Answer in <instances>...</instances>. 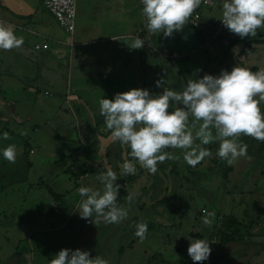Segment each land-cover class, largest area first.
<instances>
[{"label":"crops","instance_id":"obj_1","mask_svg":"<svg viewBox=\"0 0 264 264\" xmlns=\"http://www.w3.org/2000/svg\"><path fill=\"white\" fill-rule=\"evenodd\" d=\"M74 2L76 24L87 23L89 19L98 24L96 33L90 38L80 34L74 35V29L72 35L67 34L68 37L58 38L57 27L54 28L52 25L53 16L42 7L41 0H0V21L12 26L15 35L23 37L24 41L18 49L0 50V150L8 144H15L17 147L14 164L5 160L0 151V195H2L0 198L3 200L7 191L17 194L19 188H25V195L29 196V191L33 190L35 182L40 177V173L32 168L30 155L34 156L33 162L41 169L42 177L47 183L54 184L50 179L62 175H66L64 178L67 185L71 182L70 178L73 179L72 184L68 186L69 189L65 188V190L55 184L56 189L52 191L44 185L48 194L46 196L41 194L38 201H33L34 207L30 206L32 207L30 212L33 211L34 216L27 227L30 229L24 236L16 235L14 227L17 225L15 221L19 220L20 216L15 210L21 209L26 199L23 198L21 202L7 205L5 210H0V236H2L0 264H48L59 250L64 248L72 250L75 243L82 241L89 243L94 241L97 235L96 242L92 244L93 247L91 245L88 247V252L93 257L96 254L115 264H124L123 259L126 264H194L187 249L190 239H199L200 236L207 238L211 248L209 258L201 264H264V220L259 222V218L263 217L259 210L251 215L246 213L244 207L242 213L238 215H242L241 219L236 216L235 207L231 205L227 215L234 217L237 223L242 222L239 227H235V230L234 227L226 228L225 218L228 216L224 217L218 211L223 194H229L231 197L233 195L231 192H236L238 195L244 194L243 192L250 193L254 191L251 190V186L242 189L237 187L238 190L232 185V191L229 190L231 188L225 191L226 188H223L222 184L228 183L227 178L221 177V181H226L220 183L221 186H217V181L214 179L216 184L214 187L211 183L212 178H200L198 182L201 183L197 186L208 187L211 184L214 188L212 199H207V195L201 197L194 191V183L189 171H186V176L181 174L183 172L180 173L181 180H174L172 177L174 175L170 173L174 167L179 169L182 165H186V168L194 174H202L209 170L217 171L216 177L219 170L229 167L226 161L218 159L213 164L211 160L205 158L192 168L183 160L181 150L169 148L166 151L180 158L158 164V171L154 175H149L147 170L141 168L139 163L132 159L129 152L131 150L127 146L113 140L97 105L101 98L112 99L116 93L128 91L125 88L129 83L132 86L130 89L141 88L147 89L153 95L162 94L164 87L169 86L165 77L169 72L176 86L182 90L188 77L195 78L191 71L201 78L206 64L217 63L219 51L224 52L226 49L224 59L217 63L218 65L225 63L223 70L231 69L228 62L230 61L233 66L247 67L253 72L258 71L264 68V54L259 50L263 49L264 53V28L258 29L257 35L243 39L227 28L215 34L217 24L222 19L223 4V0H216L214 5H200L194 11L192 17L198 21L197 27L192 26L188 20L184 28L173 33L171 37L166 38L163 33L149 36L142 15L141 0H74ZM114 13L122 14L121 20L124 21L119 22L121 28L116 29L114 33H107L103 24ZM133 22L135 25L131 26ZM135 36L145 40L143 48H129L128 45H131L132 37ZM191 41L195 43H190ZM40 44H45V48L35 50L34 46ZM88 46L92 48L84 49ZM201 51L207 55L206 60ZM62 52H67V56L61 58ZM198 52L200 54H197ZM11 53L16 54L14 62L8 64L11 68L13 66L16 68L14 75L5 72L6 68L1 69L4 65L3 61H6L1 59V54H4L3 59H5ZM112 56L116 63L112 61ZM192 60L195 66L189 67ZM111 61L122 69L123 75H128L127 79H122L121 75L119 77L112 75ZM131 62L133 64H130ZM62 64L65 72L60 77L49 79L44 77L45 75L32 74L35 69L37 72V69L59 68ZM178 65H183L184 75L180 73ZM165 68L169 72L163 74L161 71ZM108 70L112 77L108 75ZM135 70L140 73L135 75L133 73ZM157 80L166 83L162 87H156ZM107 81L113 83L112 89L107 84L102 93ZM86 82L95 88L93 90L100 99L95 97L96 101L90 99L86 103L88 98L85 99V96L92 94L84 91L87 88ZM49 83L57 91L55 95L46 90L41 92L37 88L47 87ZM154 90L158 93L153 92ZM40 94L46 101L40 99ZM62 96L66 98L62 101L64 109L60 107L62 103L56 102ZM40 101L46 102L51 112L55 110V114H58L60 109L64 121L60 127H51L48 118L41 117L38 107H44V104L41 105ZM53 106L57 107L53 109ZM261 111L264 112V108ZM4 132L9 133L10 140L2 138ZM213 132L215 134V130ZM77 148H84L85 155L78 154ZM125 160L137 164L134 163L135 174L121 175ZM240 161L246 170L242 178L252 182L254 178L260 177L259 167L255 170L252 168L253 158L244 160L242 157ZM167 166L168 170H166ZM83 168H88V172ZM109 168L117 174L116 183L122 184V188H119L117 204L128 209L127 218L116 224H105L102 218L98 219L95 216V213L90 220L82 219L79 215L82 198L78 194V188L90 186L102 189L103 186L97 176ZM30 174L32 176H29ZM46 197L49 199L47 200ZM129 197H131L130 201ZM190 198L194 202L189 201ZM55 202L59 206L58 213H60L57 217L64 218L60 224L56 223L55 218L58 213H51L52 203ZM197 207L199 209L196 211ZM201 209H204V213H201ZM208 213L214 214L211 217L210 227H206L203 223ZM197 215L200 216L198 223ZM79 220L90 225H86L83 221L79 223ZM248 221L254 223L251 225L247 223ZM142 222L148 225L147 239L143 242L135 235L136 225ZM253 226L256 227L255 230ZM251 229L253 231L248 233L247 231ZM6 230L10 231L8 235L5 233ZM233 231L235 234L230 240L220 241L221 232L230 234ZM239 235L245 240L240 246L236 242L233 243V237L238 238ZM104 239H107L108 245L103 242Z\"/></svg>","mask_w":264,"mask_h":264},{"label":"clouds","instance_id":"obj_2","mask_svg":"<svg viewBox=\"0 0 264 264\" xmlns=\"http://www.w3.org/2000/svg\"><path fill=\"white\" fill-rule=\"evenodd\" d=\"M141 4L149 36L163 33L167 38L184 28L201 0H141ZM221 21L228 31L240 38L253 37L258 29L264 28V0H223ZM23 42V37H17L12 26L0 21V50L18 49ZM144 45L145 40L135 36L128 46L141 49ZM164 83L157 80L156 87ZM261 104H264V68L253 72L247 67L234 66L231 71L222 69L219 75L205 74L202 78L189 79L181 91L164 87L162 94L153 95L147 89L132 88L116 93L112 99L101 98L99 112L113 140L127 146L132 159L154 175L158 164L180 158L166 151L169 148L181 150L183 160L192 168L212 155L204 146L214 142L219 144L216 155L229 166L242 157L251 159L248 146L240 137L264 142ZM2 138L11 139L8 132H4ZM0 151L9 163L16 162L15 144H8ZM135 172V164L125 160L121 175ZM97 179L102 189L81 186L77 190L82 198L80 217L90 220L95 213L105 224L121 222L127 218L128 209L117 204L121 187L116 183L117 174L109 168ZM213 216L208 213L203 219L206 227L211 226ZM147 233V223L136 225L135 235L141 242L147 239ZM209 245L207 238L190 239L187 252L194 264L209 258ZM48 264L110 262L101 256L93 257L88 251L64 248Z\"/></svg>","mask_w":264,"mask_h":264},{"label":"rangeland","instance_id":"obj_3","mask_svg":"<svg viewBox=\"0 0 264 264\" xmlns=\"http://www.w3.org/2000/svg\"><path fill=\"white\" fill-rule=\"evenodd\" d=\"M75 2H74V8H75ZM115 9H117V7H115ZM75 11V10H74ZM137 11V10H136ZM124 16H125V18L127 17L126 16V14H124ZM121 17H122V14H119V13H114V15L112 16V17H110L109 19H107L105 22L107 23H104L103 24V28H104V31L106 32L107 31V33H114L115 32V30L116 29H118V28H121V26H119V22H123L124 20H121ZM91 18H95V17H91ZM51 19H52V25H53V27L55 28V27H57V31H58V35H57V37L58 38H63V36H67V34L66 33H64L63 32V30L62 29H60L58 26H57V23H56V21H55V19L53 18V17H51ZM131 19H135V18H131ZM138 19H140V18H137V20ZM97 23H94V22H92L90 19L87 21V23H84V22H81L80 24L79 23H77L76 24V15H75V18H74V35L75 34H80V35H84L85 37H87V38H90V37H92V35L94 34V33H96L95 31H96V27H97ZM135 25V23L133 22L132 23V25L131 26H134ZM125 26V25H124ZM80 27V28H79ZM122 29H124V28H122ZM73 33V32H72ZM174 33H176V32H174ZM59 35H61V36H59ZM72 35V34H71ZM68 37V36H67ZM193 40V39H192ZM174 41H176V40H174ZM168 42H169V44H170V41L168 40ZM190 43H195V41H191ZM53 41H52V46H53ZM51 46V47H52ZM69 47L67 46V50H68V53H69V49H68ZM86 48H92V47H90V46H88V47H84V49H86ZM189 50H190V48H189ZM201 50V49H200ZM262 53L261 54H264L263 53V49H259ZM225 51H227V49L225 50ZM225 51L224 52H222V51H219V55H217L218 56V59H219V61L220 60H223L224 59V54H225ZM202 52V54H203V57H204V60H206L207 59V55L205 54V52H203V51H201ZM8 53V52H7ZM70 54V53H69ZM197 54H200V52H198ZM14 55H16L15 53H11L10 55H8L5 59H3L4 58V54H1V59L2 60H6V61H3L4 63V65H3V67L1 68V69H5L6 68V70H5V72H9L10 73V75H14L15 74V71H16V68H11L8 64H9V62H11V61H13L14 62ZM226 55V54H225ZM65 56H67V52H62L61 54H60V57L61 58H63V57H65ZM68 58V57H67ZM69 58H70V56H69ZM223 58V59H222ZM111 59H112V61L114 62V63H116L115 62V59L113 58V56L111 57ZM193 59H194V57H193ZM56 60H60V59H56ZM55 60V61H56ZM111 61V62H112ZM217 62V63H220V62ZM48 62H49V60H48ZM112 62V72H113V74L112 75H114V76H116V77H119L120 75H121V77H122V79H127L128 78V75L127 74H122V69L121 68H118V67H116L115 65H114V63ZM229 62V66L231 67V69L234 67L232 64H230V61H228ZM178 64H179V61L177 62ZM217 63H207L206 65L208 66H206V69L205 70H203L202 71V77H203V75H205V74H212V75H219V73H220V71L224 68V62L221 64V65H218ZM130 64H133L132 62L130 63ZM195 63H194V61L192 60L191 62H190V64H189V67L190 66H192V67H194L195 65H194ZM87 65H89V63H87ZM178 68L180 69V73L182 74V75H184V71H183V65H181V66H179L178 65ZM51 69H52V71H51ZM231 69L229 70V71H231ZM164 70V69H163ZM65 72V67H64V65L62 64V65H60V67L59 68H57V67H55V68H50V69H43V70H38L37 69V72H36V69L35 70H33L32 71V74L33 75H35V74H38V75H45L44 77H46V78H49V79H51L52 77H60L63 73ZM161 72H163V74L164 73H167V72H169L168 71V69L167 68H165V70L164 71H161ZM135 75L136 74H139L140 72L138 71V70H135L134 72H133ZM191 73H192V75H194V77L195 78H199L193 71H191ZM108 75L109 76H111V74H110V70H108ZM175 75V74H174ZM112 77V76H111ZM166 77V82H167V84H169V86H167V87H171L172 88V90H181L179 87H177L176 86V82H175V80H174V78H173V76H172V74H171V72H169L168 73V76H165ZM201 77V78H202ZM137 79V78H136ZM190 78L188 77L187 79H186V81H188ZM137 81H138V79H137ZM150 82H152V80H149ZM107 84L109 85L108 87L110 88V89H112V85H113V83H111V81H107V83H106V85L103 87V91H101L102 93L104 92V89H106L105 87L107 86ZM174 84H175V86H174ZM93 85H94V83H93ZM128 86H127V88H125V89H130L132 86H130L131 84L129 83V84H127ZM153 85H155V82L153 83ZM53 85L51 84V83H49V86H45V87H43V88H41L40 86H38L37 88L38 89H40V91L42 92L43 90H46V91H48L50 94H52V95H55V92L57 93V91H55V89L52 87ZM85 86L87 87V88H85V90L84 91H88V93L89 94H91V96H88V95H86L85 96V99L86 98H88V99H86V103H88L89 101H90V99L91 100H95V97H97V99H100V96H97V94H95L96 92L93 90V89H95V88H93V87H91V86H89L88 84H87V82L85 83ZM156 86V85H155ZM114 87H115V84H114ZM53 90H54V92H53ZM117 90H119L118 88H117ZM94 91V92H93ZM111 91V90H110ZM98 92V91H97ZM101 92H98L99 94L101 93ZM153 92H156V93H158L156 90H154ZM101 93V94H102ZM40 99H43L44 101H46L45 100V97L44 96H42V94H40ZM63 99L64 100H66V98L65 97H63L62 96V98L60 99L59 98V101H56V102H58L59 104H61L62 103V105L60 106L61 107V109H64V103L62 102L63 101ZM44 101H40L39 103L41 104V105H43L44 104V107H38L39 108V110L41 111V117L42 118H48V120H49V125L51 126V127H54V128H56V127H60L62 124L61 123H63L64 121L62 120V118H61V111H60V109L58 110V114H55V110H53L52 112H51V108H50V106H47V104H46V102H44ZM96 101V100H95ZM95 102H93V104H94ZM97 105H99V102H97ZM55 107H57V106H53V109L55 108ZM93 107H95V106H93ZM175 107V104L173 103V108ZM261 107L262 108H264V104H261ZM261 108V109H262ZM38 128H40V127H38ZM41 129H42V127H41ZM32 134V133H31ZM34 135H36L35 133H33ZM244 143V142H243ZM264 143V142H263ZM31 144V143H30ZM217 144V143H216ZM251 144V145H250ZM247 146H248V148H247V152H248V156L249 157H251V158H253V161H254V163L253 164H251L252 165V168L255 170L257 167H259V170H260V173H259V175H260V177H256V178H254V181H248V180H246L245 178H242V177H244V175L246 174V170H245V166H243V164H242V162L240 161L239 162V160L236 162V163H234L233 165H231V166H229L230 168H229V170H227V171H225V172H222L223 170H219V174H217L216 175V177H215V171H211V170H209V171H207V172H203L202 174H198V173H192V171L191 170H188L189 168H185V166L184 165H182L181 166V168H179L178 169V167H175L174 168V170H170L171 172V175H174V176H172L173 178H174V180L175 179H178V180H181V175H180V173L181 172H183V173H181V174H183V175H185L186 176V171H189V173H190V176H191V180H192V182L194 183V185H193V187L195 188V192L196 193H198L199 195H201V197L203 196H205V195H207V199H212L211 197L213 196V189L214 188H212V186H211V184L210 185H208V187H202V186H197V184L199 183H201V182H198V180L200 179V178H204V179H208V178H212V180H211V183H212V185H213V187L216 185L215 184V181H214V179L217 181V186H221V185H219L220 183H225L226 181H221L222 180V178L221 177H223L224 175H225V178H227L228 179V183L226 184H222V187L224 188H226L225 189V191L226 190H228L229 188H231L232 187V185H234L236 188L238 187L239 189H242V187H246V186H251L252 187V189L251 190H254L253 192H250V193H246V192H243L244 194H242V195H238L236 192H231L233 195L230 197L229 196V194H226V195H224L223 194V199L221 200V202H220V209L218 210L219 211V213L222 215V216H224V217H227L228 215V213H229V211H230V208L232 207V206H234L235 207V213L237 212V217H239V218H243L242 217V215L241 216H238L239 215V213H242V211H243V208L244 207H246V210H247V214L249 213V214H254L255 212H256V210L258 211L259 210V213L263 216V217H260L259 218V222H261V221H263L264 219V160H262V159H258L259 158V155L257 154V152H256V149L254 150V144H252V143H248L247 144ZM209 149V148H208ZM77 150H79L77 153L78 154H80L81 156H83V155H85V149L84 148H81V149H79V148H77ZM210 151H211V153H212V155L210 156V157H207V159L208 160H211L212 158H214V155L216 154V152H217V150L216 149H209ZM111 152V151H110ZM130 152V151H129ZM254 156V157H253ZM33 155H30L29 156V159H30V161L32 162V168H34L35 170H36V172L39 174V178L37 179V181L35 182V185H34V188H33V190H30L29 192V196L28 197H30L29 199H28V197L25 195V192H26V190H25V188L24 189H21V188H19V192H17V194H16V192L14 193V194H11V192H9V191H7L6 193H5V196H4V199L2 200L1 198H0V210H5L6 209V206L8 205V206H10V205H13V204H16L17 202H21V200L24 198V199H26V202H24V204L23 205H21V209H16L15 210V213L16 214H20V216L18 217V219L19 220H17V221H15V223L17 224V225H15V227H14V230H15V234L16 235H22V236H24L26 233H27V231L30 229V228H27V227H29L28 226V224L29 223H31L32 221V217L34 216V214H33V211H31L30 212V208H32V207H34V203H33V201L34 202H36V201H38L39 200V196L42 194L43 196H46V194H48L47 193V191H46V189H45V186L44 185H46L47 186V188H50L52 191L54 190V189H56L55 188V184H57L58 186H59V188H61V189H64L65 190V188H68L69 189V187L68 186H70L71 184H72V182H73V179L72 178H70V183L67 185L66 183H65V178H66V175H62L61 177H57V178H52V179H50V182L51 183H54V184H49V183H47V181H45V179L42 177L43 176V174H41V172H40V168L39 167H37V165H35V163L33 162ZM241 159V158H240ZM244 160H246V158H244ZM248 160V159H247ZM263 161V163L261 164V161ZM135 163V162H134ZM136 164V163H135ZM137 165V164H136ZM208 165V164H207ZM81 166H83V164H81ZM173 166V165H172ZM222 167H224V166H222ZM84 169V168H83ZM202 169L203 170H206V168H204V167H202ZM221 169V168H220ZM251 169V168H250ZM85 171H87L88 172V168H85L84 169ZM166 170H168V166L166 167ZM238 173H237V172ZM221 172L223 173V176L221 175ZM164 173V172H163ZM188 173V174H189ZM236 173V174H235ZM149 175H153V174H149ZM182 175V176H183ZM29 176H32L31 174L29 175ZM213 176V177H212ZM237 176V177H236ZM241 176V178H239ZM65 177V178H64ZM149 177V176H148ZM235 177H236V179H235ZM221 178V179H220ZM29 180H31V177H29ZM61 180H63V181H61ZM60 181H61V183H60ZM250 182V183H249ZM234 183V184H233ZM117 184H119V183H117ZM180 184H182V183H180ZM121 187L120 188H122V184H119ZM249 186H248V188H249ZM200 187V188H199ZM228 188V189H227ZM237 188V189H238ZM238 189V190H239ZM63 190V191H64ZM197 190V191H196ZM230 191H232V188L231 189H229ZM211 191V192H210ZM2 195H0V197H1ZM48 196V195H47ZM47 198V197H46ZM230 198H232V199H230ZM49 198H47V200H48ZM30 200L32 201V202H30ZM189 201H191V202H194V200L193 199H191L190 198V200ZM232 205V206H231ZM30 206H32V207H30ZM199 208L197 207L196 208V211L198 210ZM6 213H7V211H6ZM10 213V212H9ZM60 213H58V214H56L55 215V218H56V223L57 224H60L62 221H64V218H59V217H57V215H59ZM141 215V214H140ZM232 216H234L233 214H231ZM256 216V215H255ZM20 217H21V219H20ZM64 217H66V215H65V213H64ZM142 217V216H141ZM245 217V216H244ZM150 215H149V217H148V220H149V222H150ZM241 219H240V221H241ZM246 219V218H245ZM245 219H244V223H245ZM15 220H16V218H15ZM30 221V222H29ZM83 220H79V223H81ZM200 221V216H198L197 215V223ZM23 223H26V224H24L23 225ZM83 223H85L86 225L87 224H89L90 225V223H88V222H85V221H83ZM242 223V222H241ZM254 223V222H253ZM217 224H215V226H216ZM258 225H259V223H258ZM260 226V225H259ZM260 228H262V226H260ZM253 229L255 230L256 229V227L255 226H253ZM253 229H251V230H249V231H247L248 233H251L252 231H253ZM197 230V229H196ZM7 235L10 233V231H7L6 230V232H5ZM67 234H69V232H66ZM1 234L2 235H4V232H2L1 231ZM66 234V235H67ZM98 236V235H97ZM97 236L96 237H94V241H90L89 243L88 242H85V241H82V242H80V243H75L74 244V246H72V250H75V249H80V250H82V251H88V247L91 245L92 246V244H94L95 242H96V240H97ZM200 236V235H199ZM241 237V235H239L238 236V238H236V237H233L234 238V244H235V242L237 243V245L238 246H240V245H243L244 244V239H241L240 238ZM109 238H111V237H109ZM200 238H202L201 236H200ZM199 238V239H200ZM0 240H2V236H0ZM244 240V241H243ZM243 241V242H242ZM259 241H261V240H259ZM2 241H0V243H1ZM106 245H108V243H106L107 242V239H104V241H103ZM97 244V243H96ZM93 247V246H92ZM104 251H106V248H104ZM125 251V250H124ZM95 253H96V250H95ZM95 256H96V254H95ZM116 260V259H115ZM123 262H124V264H126V262H125V260L123 259ZM110 264H115V262H110ZM121 264H123V263H121ZM228 264H230V263H228Z\"/></svg>","mask_w":264,"mask_h":264},{"label":"built area","instance_id":"obj_4","mask_svg":"<svg viewBox=\"0 0 264 264\" xmlns=\"http://www.w3.org/2000/svg\"><path fill=\"white\" fill-rule=\"evenodd\" d=\"M216 3V0H201L202 6H212ZM41 5L45 8L55 19L57 25L66 33L72 34L74 29V0H41ZM189 23L197 27L198 21L191 17ZM224 28L222 21L218 22L216 33L221 32ZM45 48V44L35 45L34 49ZM53 212L59 211L58 206L52 203ZM201 213H204V209H201Z\"/></svg>","mask_w":264,"mask_h":264},{"label":"trees","instance_id":"obj_5","mask_svg":"<svg viewBox=\"0 0 264 264\" xmlns=\"http://www.w3.org/2000/svg\"><path fill=\"white\" fill-rule=\"evenodd\" d=\"M220 33V32H219ZM215 34H218V33H216L215 32ZM240 139H241V141L242 142H244V143H246V144H248V143H252V144H254V150L256 149V152H257V154L259 155V158L258 159H262V160H264V143L262 142V141H257V140H255V139H253V138H251V137H248V136H241L240 137ZM217 142H214V143H212V144H209V145H206V146H204V147H206V148H209V149H218L217 147H218V144H216ZM251 145V144H250ZM254 157V156H253ZM218 159H220L216 154L214 155V158H212L211 159V163H213V164H215L216 162L215 161H217ZM175 168V167H174ZM174 168H173V170H174ZM185 168H186V165H185ZM229 168L230 167H227V168H224L223 169V171L222 172H225V171H227V170H229ZM212 171V170H211ZM221 172V175L223 176V173ZM228 172V171H227ZM215 173H217V171H215ZM223 179H226L225 178V175L222 177ZM55 204L58 206V204L55 202ZM59 207V206H58ZM59 209V208H58ZM59 212V211H58ZM57 212V213H58ZM51 213H54L53 212V208H52V206H51ZM55 214V213H54ZM248 224H251L252 225V221H248L247 222ZM240 224H241V222L239 223H237L236 222V220H235V218L234 217H227V218H225V226H226V228H232V227H234V229L233 230H235L236 228L235 227H239L240 226ZM237 231V230H236ZM235 234V231H233L232 233H226V232H221V234H220V241H222V242H225V241H227V240H230L231 239V237L233 236Z\"/></svg>","mask_w":264,"mask_h":264}]
</instances>
